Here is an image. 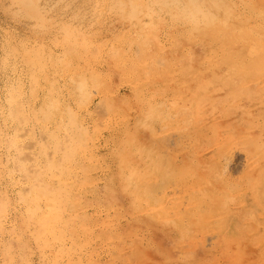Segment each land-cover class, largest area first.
<instances>
[{"label":"rangeland","instance_id":"rangeland-1","mask_svg":"<svg viewBox=\"0 0 264 264\" xmlns=\"http://www.w3.org/2000/svg\"><path fill=\"white\" fill-rule=\"evenodd\" d=\"M66 157L72 264H264V0H0V264L69 262L26 234Z\"/></svg>","mask_w":264,"mask_h":264},{"label":"bare ground","instance_id":"bare-ground-1","mask_svg":"<svg viewBox=\"0 0 264 264\" xmlns=\"http://www.w3.org/2000/svg\"><path fill=\"white\" fill-rule=\"evenodd\" d=\"M173 1V0H172ZM189 1V0H188ZM213 1V0H212ZM158 2V1H157ZM176 2V1H175ZM131 3V1H129V4ZM144 3V2H143ZM153 3V2H152ZM156 3V2H155ZM161 3H162V1H161ZM160 3V4H161ZM186 3V2H185ZM188 3V2H187ZM213 3V2H212ZM137 4V3H136ZM165 4V3H164ZM211 4V3H210ZM26 5V4H25ZM30 5V4H29ZM139 5V4H138ZM151 6V5H150ZM131 7V6H130ZM153 7V6H152ZM166 7V6H165ZM135 8H137L136 6H135ZM154 13V12H153ZM65 33V32H64ZM196 33V32H195ZM217 33V32H216ZM158 35V34H157ZM64 36V35H63ZM153 37V36H152ZM154 38V37H153ZM150 39V38H149ZM227 44V43H226ZM37 45V44H36ZM72 47V46H71ZM129 48V47H128ZM215 49V48H214ZM142 50H144V49H142ZM229 50V49H228ZM96 52V51H95ZM144 52V51H143ZM212 52V51H211ZM228 52V51H227ZM231 52V51H230ZM213 53V52H212ZM213 55H214V53H213ZM246 55H248V54H246ZM246 57V56H245ZM37 60V59H36ZM140 60V59H139ZM29 62V61H28ZM27 62V63H28ZM37 62V61H36ZM39 62H40V60H39ZM39 62H38V65H39ZM4 63V62H3ZM30 63V62H29ZM138 64V63H137ZM31 65V64H30ZM43 66V65H42ZM34 68V67H33ZM40 68V67H39ZM46 69V68H45ZM42 70V69H41ZM43 71V70H42ZM116 73V72H115ZM132 73V72H131ZM41 75H43V74H41ZM70 75V74H69ZM70 76H72V74L70 75ZM251 76V75H250ZM74 77V76H73ZM70 79V78H69ZM42 80V79H41ZM35 81H36V78H35ZM39 81H40V79H39ZM74 82V81H73ZM48 83V82H47ZM36 84H37V82H36ZM21 85V84H20ZM40 85V84H39ZM79 85H80V83H79ZM20 87V86H19ZM36 89H38V88H36ZM80 90V89H79ZM23 91V90H22ZM81 91V90H80ZM15 94H16V91H15ZM16 96V95H15ZM14 96V97H15ZM12 97V96H11ZM13 97V98H14ZM17 97H19V96H17ZM16 97V98H17ZM21 98H22V96H21ZM12 99V98H11ZM20 99V98H19ZM49 99V98H48ZM53 99V98H52ZM30 100V99H29ZM118 100V99H117ZM13 101V100H12ZM16 102H18V100H15ZM20 101H22V99L20 100ZM24 101V100H23ZM46 101V100H45ZM44 101V102H45ZM61 101V100H60ZM59 101V102H60ZM35 102V101H34ZM33 102V103H34ZM62 102V101H61ZM13 103V102H12ZM24 103V102H23ZM28 104H30L31 105V103H30V101H28L27 102ZM17 104V103H16ZM19 105H20V103H19ZM22 105V104H21ZM50 105V104H49ZM125 105V104H124ZM13 106H14V104H13ZM13 106L11 107V108H13ZM16 106V105H15ZM43 106H44V104H43ZM42 106V107H43ZM51 106V105H50ZM63 106H64V104H63ZM18 107V106H17ZM47 107H49V106H47ZM53 107H55V106H53ZM59 107H60V105H59ZM16 109V108H15ZM15 109H13V110H15ZM20 109V108H19ZM18 109V110H19ZM44 109V108H43ZM49 109V108H48ZM56 109V108H55ZM66 110H68V109H66ZM47 111V110H46ZM51 111H52V108H51ZM55 111V110H54ZM57 111V110H56ZM59 111V110H58ZM15 112H18V111H15ZM44 112V111H43ZM83 112V111H82ZM49 114H51L50 112H48ZM47 113V114H48ZM62 113H63V111H62ZM9 114V113H8ZM7 114V115H8ZM12 114V113H11ZM23 115V114H22ZM121 115V114H120ZM48 116V115H47ZM50 116H52V114L50 115ZM65 116V115H64ZM67 116V115H66ZM28 117V116H27ZM42 117V116H41ZM48 118H50V117H48ZM47 118V119H48ZM62 118V116H61V114H59V113H57L56 112V115H54L52 118H50L49 119V121H50V123H52V124H54V126H55V124H56V122L59 120V119H61ZM28 119V118H27ZM26 119V120H27ZM42 119V118H41ZM47 119H46V121H47ZM8 120V119H7ZM44 120V119H43ZM62 120V119H61ZM60 121V120H59ZM64 121V120H63ZM61 122V121H60ZM47 123V122H46ZM58 123V122H57ZM29 124V123H28ZM40 124V123H39ZM48 124H49V122H48ZM64 124V123H63ZM41 125V127L43 126V129H44V125H42V124H40ZM60 125V124H59ZM62 126V125H61ZM66 126V125H65ZM50 127H52V126H50ZM53 128V127H52ZM57 128H58V125H57ZM60 128V127H59ZM58 128V129H59ZM66 128V127H65ZM21 129V128H20ZM29 129V128H28ZM61 129V128H60ZM64 129V128H63ZM67 129V128H66ZM178 129V128H177ZM50 130V129H49ZM62 130V129H61ZM18 131H20V130H18ZM57 131V133H58V130H56ZM67 131V130H66ZM65 131V132H66ZM26 132V131H25ZM32 132V131H31ZM60 132V131H59ZM61 132H63V130L61 131ZM77 132V131H76ZM14 133H16V132H14ZM50 133H51V131H50ZM55 132H53L52 134H54ZM56 133V134H57ZM65 134H63V136H64ZM70 135V134H69ZM43 136V135H42ZM58 136H60V135H58ZM65 137H67V136H65ZM57 139V138H56ZM65 139H67V138H65ZM70 139V138H69ZM60 140V139H59ZM57 141V140H56ZM31 142V141H30ZM39 142V141H38ZM57 142H59V144H60V141H57ZM62 142V141H61ZM71 142V141H70ZM74 142V141H73ZM12 143H14V141L12 142ZM35 143V142H34ZM32 144V143H31ZM67 144V143H66ZM24 145V144H23ZM71 145V144H70ZM21 146V145H20ZM48 146V145H47ZM89 146V145H88ZM34 147V146H33ZM56 147V146H55ZM66 147H68V146H66ZM121 147V146H120ZM58 148V147H57ZM62 148V147H61ZM75 148V147H74ZM79 148V146L77 147V150H79L78 149ZM31 149V148H30ZM63 149V148H62ZM86 150H87V148H86ZM19 151V150H18ZM62 150L60 149V152H61ZM71 151V150H70ZM69 151V152H70ZM73 151V150H72ZM41 152V151H40ZM57 152L58 153H60L59 152V150H57ZM74 152V151H73ZM55 153H56V150H55ZM62 153V152H61ZM75 153V152H74ZM92 153V152H91ZM51 154V153H50ZM63 154V153H62ZM67 154V153H66ZM36 155V154H35ZM84 155V154H83ZM51 156V155H50ZM58 156H60V155H58ZM58 156H56V157H58ZM63 156V155H62ZM67 156V155H66ZM68 157H69V154H68ZM68 157H66V160L64 161L63 160V164H62V166H64L65 168H66V170L65 171H63L62 173H54V168H53V170H52V168L51 169H49L48 170V172H47V174H48V176H46L47 177V182H49L50 184H52V186H53V188H54V192L52 191V194L50 193L51 192V190H48L49 192H43V187H42V189L40 190V192L42 191L43 193L41 194V199H43V200H45L46 201V204H45V211L43 212V215H40L39 217H37V213H38V209L40 208L39 206H36L37 205V203H36V205L34 204L33 205V203H32V201L30 200L28 203H27V200H25L24 198H23V196L24 195H22V197H21V195L19 196V199H20V201L21 202H25V203H27V216H28V218H29V220H30V222L28 223L29 225H31L32 227H34V229H32V227H30L29 226V228H28V230L26 231V234H28L29 236H32V238L33 239H35L36 241H37V243H38V246H43L44 244L45 245H49L50 246V244H52L53 243V245H54V242L55 243H59L60 244V246L62 247L61 249H62V255H63V257H65V256H68V254L66 253V251H67V249L69 248H66L65 247V244L67 245V244H74V243H76L75 245H79V247H81V245L83 244L82 242L83 241H85V240H83V241H79L77 238H78V236L80 235V234H77V231H78V229H80V228H83V229H80L79 231H83L82 233H83V235H84V237H85V239H87L86 237H88V235H89V233L88 232H90L89 231V228H87V226L85 225V222H84V220L82 221V217H80L78 214H80L79 213V209H81V205H80V208H77V209H75V207H76V203L78 204V198L79 197H82V196H84L85 195V191H86V193L87 192H89L88 191V189L86 190H84V191H79V187H80V183L78 184L79 185V187L77 186V180L76 179H74V175H73V172H72V170H71V165H72V161L71 160H69V158ZM71 157V156H70ZM24 158V157H23ZM72 158V157H71ZM29 159H30V157H29ZM49 159V158H48ZM57 159V158H56ZM60 159V158H59ZM63 159V158H62ZM96 159V158H95ZM7 161V160H6ZM28 161V160H27ZM30 161V160H29ZM51 161V160H50ZM76 161V160H75ZM88 161V160H87ZM59 162H60V160H59ZM74 163V162H73ZM82 164V163H81ZM22 165V164H21ZM80 166V165H79ZM60 167V166H59ZM74 167V166H73ZM91 168V167H90ZM96 168H98V167H96ZM74 169H76V167L74 168ZM90 170V169H89ZM18 171V170H17ZM23 171V170H22ZM75 171V170H74ZM85 171H87V169L85 170ZM53 172V173H52ZM78 172H79V170H78ZM37 173V172H36ZM85 175H86V173H84ZM90 174V173H89ZM11 175V174H10ZM83 175V174H82ZM33 176V175H32ZM45 176V175H44ZM78 176V175H77ZM45 177V178H46ZM80 177V176H79ZM85 177V176H84ZM90 177V176H89ZM33 178V177H32ZM31 178V179H32ZM31 179H30V182H32L33 183V181H31ZM37 179V178H36ZM20 180V179H19ZM28 180V179H27ZM33 180H35V179H33ZM81 181V180H80ZM35 182L37 183V181L35 180ZM42 182V181H41ZM46 182V183H47ZM35 183V184H36ZM87 183V182H86ZM21 184V183H20ZM24 184V183H23ZM28 184H30V183H28ZM27 184V185H28ZM35 184H33L32 186H34L35 187ZM48 184V183H47ZM38 184H36V186H37ZM29 187H31V185H28ZM39 186V185H38ZM42 186H44V185H42ZM35 188H37V187H35ZM40 188H41V186H40ZM50 188V187H49ZM52 188V187H51ZM21 189V188H20ZM33 189V191H34V188H31V190ZM45 189H48V188H45ZM84 189V188H83ZM82 189V190H83ZM23 190V189H22ZM29 190V189H28ZM39 190H37V191H39ZM37 191H34V193L36 192V194L38 193ZM23 192H26V191H23ZM30 192H32V191H28L27 193L29 194ZM26 193V194H27ZM33 193V194H34ZM25 194V195H26ZM88 194V193H87ZM31 195V194H30ZM28 196V195H27ZM40 197V194L39 195H34V197ZM77 196H78V198H77ZM87 196V195H86ZM31 197H33L32 195H31ZM37 197V198H38ZM37 198H36V200H37ZM77 198V199H76ZM104 198V197H103ZM27 199V198H26ZM40 199V198H39ZM112 200V199H111ZM67 202V205H65V203ZM112 202V201H111ZM3 203V202H2ZM42 203V202H41ZM45 203V202H44ZM68 203H69V206H68ZM4 204V203H3ZM8 204V203H7ZM21 204V203H20ZM24 204V203H23ZM87 204V203H86ZM38 205H40V204H38ZM98 205V204H97ZM65 206H68V207H70V206H74V209L75 210H73L72 212L70 211V210H67L66 208H65ZM86 206V205H85ZM0 207H3V208H5L4 206H0ZM8 207V206H7ZM10 207V206H9ZM23 207V206H22ZM152 207V206H151ZM2 208V209H3ZM83 208V207H82ZM1 209V208H0ZM10 209V208H9ZM69 209H73L72 207H70ZM5 210V209H4ZM4 210H3V212H4ZM41 210H43V209H41ZM7 211V210H6ZM8 211H10V210H8ZM12 211V210H11ZM24 211V210H23ZM76 211V212H75ZM82 211V210H81ZM80 211V212H81ZM156 211V210H155ZM17 212H19V211H17ZM16 212V213H17ZM39 213H42V212H39ZM0 214H2V213H0ZM5 213H3V215H4ZM8 214V213H7ZM22 215H23V213H22ZM156 215V214H155ZM9 216V215H8ZM6 217V216H5ZM18 217H20V215L18 216ZM22 217V216H21ZM20 217V218H21ZM176 217V216H175ZM1 218H2V216H1ZM0 218V219H1ZM7 218H9V217H7ZM15 218H17V217H15ZM25 219V218H24ZM6 220V219H5ZM4 220V221H5ZM15 220V219H14ZM13 220V221H14ZM1 221V220H0ZM3 221V222H4ZM12 221V220H11ZM18 221H19V219H18ZM21 221V220H20ZM114 221V220H113ZM119 221V220H118ZM2 222V223H3ZM22 222V221H21ZM2 223H0V226H1V224ZM19 223V222H18ZM121 223V222H120ZM14 225H18V224H14ZM20 225V224H19ZM34 225V226H33ZM103 225V224H102ZM4 227V226H3ZM19 227V226H18ZM70 227H71V229H72V231H68V232H66L65 230L67 229V230H69L70 229ZM73 227V228H72ZM0 228H2V226L0 227ZM16 228V227H15ZM24 228V227H23ZM64 228H65V230H64ZM78 228V229H77ZM95 229V228H94ZM75 230V231H74ZM62 231V232H61ZM62 233H64V235L66 236V238L65 237H60V235L62 234ZM95 234V233H94ZM25 235V234H24ZM76 236H77V238H76ZM11 239V238H10ZM33 239H32V241H33ZM66 239V240H65ZM92 239V238H91ZM61 240H63V242L61 241ZM22 241V240H21ZM87 241V240H86ZM85 241V242H86ZM91 242V241H90ZM115 242V241H114ZM9 243V242H8ZM15 243H16V241H15ZM80 243V244H79ZM82 243V244H81ZM89 244V243H88ZM6 245H7V243H6ZM17 245H19V244H17ZM55 245H57V244H55ZM37 247V246H36ZM78 247V246H77ZM78 247V248H79ZM55 248V247H54ZM59 248V247H58ZM34 249H36V248H34ZM41 249V248H40ZM53 249V248H52ZM9 250V249H8ZM8 250H5L6 252H8ZM48 250V249H47ZM49 250H50V248H49ZM110 250V249H109ZM83 251V250H82ZM5 252V253H6ZM14 252V251H13ZM52 252V251H51ZM68 252H69V250H68ZM53 253V252H52ZM7 254V253H6ZM54 254V253H53ZM58 254V253H57ZM49 256V253L48 252H45V257L47 258ZM59 256V255H58ZM62 257V258H63ZM73 258V257H72ZM72 258H69V256H68V259H69V262L68 263H65V264H72L71 262H72ZM72 259V260H71ZM53 260H55V257H54V259ZM56 260H58V258L56 259ZM60 260V259H59ZM71 260V261H70ZM78 264V263H77Z\"/></svg>","mask_w":264,"mask_h":264}]
</instances>
